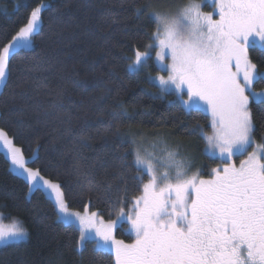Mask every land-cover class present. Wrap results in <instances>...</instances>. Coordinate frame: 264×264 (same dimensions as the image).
<instances>
[{
    "label": "trees",
    "instance_id": "1",
    "mask_svg": "<svg viewBox=\"0 0 264 264\" xmlns=\"http://www.w3.org/2000/svg\"><path fill=\"white\" fill-rule=\"evenodd\" d=\"M1 1L0 48L41 0ZM171 1L151 0L153 5ZM147 2L44 0L49 7L42 10L33 46L14 52L10 76L0 91V128L22 149L27 166L60 183L69 209L82 212L87 205V211L105 220L115 218L121 196L116 174L125 163V179L134 189L133 137L149 139V145L162 138L171 147H191L201 163H220L204 155L202 139L185 133L196 120L205 124V115L186 114L173 94L160 95L150 80L159 69L155 49L146 48L155 31L154 18L142 7ZM135 49L150 51L151 57L131 70ZM250 57L264 70V53L253 49ZM254 87L264 90V81ZM251 107L260 142L262 106L253 101ZM139 194L133 190L129 197ZM0 211L21 221L29 234L24 241L0 247V264H115L108 251H94L93 240L78 251V228L57 219L43 190L29 194L25 179L11 170L1 151ZM125 228L117 229V238L132 241Z\"/></svg>",
    "mask_w": 264,
    "mask_h": 264
},
{
    "label": "snow or ice",
    "instance_id": "2",
    "mask_svg": "<svg viewBox=\"0 0 264 264\" xmlns=\"http://www.w3.org/2000/svg\"><path fill=\"white\" fill-rule=\"evenodd\" d=\"M203 6L204 0L185 5H153L148 0L142 7L155 23L146 48L156 50L155 59L167 72L155 77L159 94L176 95L188 115H205V124L196 120L185 133L202 139L204 152L220 161L208 178L201 169L192 171L180 145L171 147L158 139L162 155L156 156L142 152L133 137L134 189L125 179V163L124 171L116 174L121 196L115 219L105 220L88 212L87 205L84 214L70 211L60 183L27 167L22 149L0 128V147L25 179L29 194L46 191L57 219L78 226V251L91 239L96 241L94 251L107 248L115 264H264V144L256 142L251 107L253 101L261 105L264 116V90L254 87L264 81V70L250 57L253 49L264 53V0H211L208 12ZM47 7L41 0L0 48V84L6 86L14 52L32 47L31 37ZM150 57V51L135 49L129 68L138 70ZM240 156L244 158L237 165L234 158ZM133 190L140 194L129 197ZM125 225L134 236L132 243L115 237ZM28 235L18 222L0 224V244Z\"/></svg>",
    "mask_w": 264,
    "mask_h": 264
},
{
    "label": "rangeland",
    "instance_id": "3",
    "mask_svg": "<svg viewBox=\"0 0 264 264\" xmlns=\"http://www.w3.org/2000/svg\"><path fill=\"white\" fill-rule=\"evenodd\" d=\"M190 2V0H173V1H171V2H169V3H171V4H174V5H185V4H187V3H189ZM197 2H199V0H197ZM3 2L0 0V10H2L3 9V4H2ZM168 4V3H167ZM202 11H204V12H208V11H212V7H211V0H204V6H203V8H202ZM40 26H41V24H40ZM39 29H40V27H39ZM38 29V30H39ZM31 40H32V46H33V36L31 37ZM156 51V50H155ZM155 51H154V55H153V60H154V63H155V65L158 67V69H159V72L158 73H155V74H152V75H150V80L151 81H153L155 84H156V86L158 87V89H159V84H158V81H156L155 80V77L157 76V75H167V72L166 71H162L161 69H160V67H159V65H158V63H157V61H156V59H155ZM134 60V59H133ZM132 63V62H131ZM140 66H138V68H139ZM132 70V69H131ZM2 87H3V84H0V91H1V89H2ZM257 92H260V91H262V90H256ZM173 97H174V99L176 100V101H178L181 105H182V103H181V101L179 100V98L176 96V95H174L173 94ZM183 106V105H182ZM147 138H149V137H147ZM10 139V138H9ZM138 141V145L137 146H139L140 148H141V150H142V152H144V153H154L156 156H161L162 155V153L160 152V145L158 146V144L157 143H152V144H150L149 145V139H146V141H144V138H141V139H139V140H137ZM142 143L144 144L143 146H142ZM257 144H264V138H263V140L262 141H260V142H257ZM180 150H181V152L182 153H185V154H187V156L190 158V161H191V165H192V171H195L196 169H201V175L204 177V178H208V175H209V171H210V169L212 168V167H215L216 165H214V166H211V165H209L208 163H204V162H202L201 163V161H200V159H199V157L196 155V153L192 150V148L190 147V149L188 148H186V147H181L180 146ZM0 151L6 156V158H7V153H6V150L3 148V147H0ZM249 151H251V149H249ZM203 153H204V155L205 156H209V155H207L205 152H204V146H203ZM24 155V154H23ZM210 157V156H209ZM24 158H25V160L27 161V158L24 156ZM210 158H212V157H210ZM244 157L243 156H240L239 157V159H243ZM8 159V158H7ZM235 159V158H234ZM239 159L238 160H235V162L237 163V165L239 164ZM9 160V159H8ZM10 162V161H9ZM220 162V161H219ZM10 166H11V164H10ZM26 166H27V164H26ZM28 167V166H27ZM29 168H31V167H29ZM33 169V168H32ZM11 170L15 173V174H17V175H19L17 172H16V169L14 168V167H12L11 166ZM33 170H35V169H33ZM20 176V175H19ZM20 177H22V176H20ZM23 178V177H22ZM49 180V179H48ZM53 182H55V181H53ZM44 191V190H43ZM45 192V194L47 195V197H49L52 201H53V199H52V197H50L48 194H47V192L46 191H44ZM54 203V202H53ZM70 211H74V212H80L81 214H84V212L86 211H75V210H71V209H69ZM57 211V210H56ZM89 212V211H88ZM115 219V218H114ZM18 222V223H20L21 225H22V223H21V221H19L18 219H15V218H8L7 217V215H5L2 211H0V224H3V225H5V226H11L12 224H13V222ZM62 221V220H61ZM23 226V225H22ZM77 228H78V226H76ZM123 233H124V235H129L131 238H133V240H134V236L133 235H131L128 231H127V228H125L124 230H123ZM115 237H116V239H118V240H123V239H121V238H117V236H116V232H115ZM91 240V239H90ZM133 240L132 241H128V242H126L125 240H123L125 243H132L133 242ZM22 241H24V240H22ZM94 242H95V244H96V241L95 240H93ZM19 242H21V241H19ZM17 243V242H16ZM5 244H0V247L1 246H4ZM8 245V244H7ZM104 250H106V251H108L109 253H111V251L110 250H108L107 248H105ZM112 254V253H111ZM113 255V254H112ZM113 257H114V255H113ZM115 261V260H114Z\"/></svg>",
    "mask_w": 264,
    "mask_h": 264
}]
</instances>
